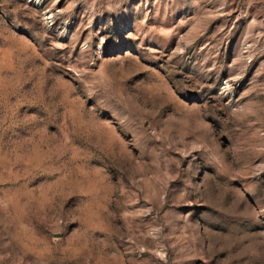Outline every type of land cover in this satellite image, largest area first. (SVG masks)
Segmentation results:
<instances>
[{
  "label": "rangeland",
  "instance_id": "obj_1",
  "mask_svg": "<svg viewBox=\"0 0 264 264\" xmlns=\"http://www.w3.org/2000/svg\"><path fill=\"white\" fill-rule=\"evenodd\" d=\"M0 264H264V0H0Z\"/></svg>",
  "mask_w": 264,
  "mask_h": 264
}]
</instances>
